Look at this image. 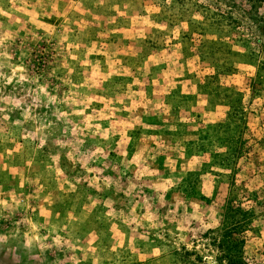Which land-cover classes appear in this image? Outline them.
I'll list each match as a JSON object with an SVG mask.
<instances>
[{"label":"rangeland","instance_id":"obj_1","mask_svg":"<svg viewBox=\"0 0 264 264\" xmlns=\"http://www.w3.org/2000/svg\"><path fill=\"white\" fill-rule=\"evenodd\" d=\"M0 264H264V0H0Z\"/></svg>","mask_w":264,"mask_h":264}]
</instances>
